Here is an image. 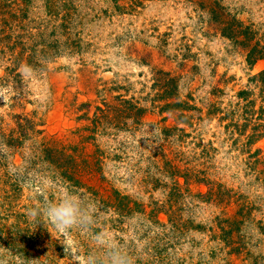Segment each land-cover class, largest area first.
<instances>
[{"label": "rangeland", "instance_id": "1", "mask_svg": "<svg viewBox=\"0 0 264 264\" xmlns=\"http://www.w3.org/2000/svg\"><path fill=\"white\" fill-rule=\"evenodd\" d=\"M65 189L90 232L30 219ZM98 233L264 264V0H0V261L87 264Z\"/></svg>", "mask_w": 264, "mask_h": 264}, {"label": "clouds", "instance_id": "2", "mask_svg": "<svg viewBox=\"0 0 264 264\" xmlns=\"http://www.w3.org/2000/svg\"><path fill=\"white\" fill-rule=\"evenodd\" d=\"M28 215L32 220L41 216L47 218L48 222L62 233H68L73 228L90 232L95 223L89 202L68 189H65V194L60 200L45 202L39 208L29 209ZM94 239L105 247L102 252L90 253L87 264H134L132 257L120 245L107 239L106 233H98ZM65 252L70 254L67 248ZM0 264H3V261H0Z\"/></svg>", "mask_w": 264, "mask_h": 264}, {"label": "trees", "instance_id": "3", "mask_svg": "<svg viewBox=\"0 0 264 264\" xmlns=\"http://www.w3.org/2000/svg\"><path fill=\"white\" fill-rule=\"evenodd\" d=\"M223 34L226 35L227 37H230V39H237L239 35H242L241 32H239V33L234 32L230 25H229V27L224 28Z\"/></svg>", "mask_w": 264, "mask_h": 264}]
</instances>
